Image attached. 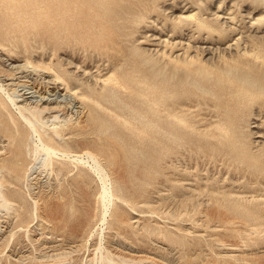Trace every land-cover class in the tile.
I'll list each match as a JSON object with an SVG mask.
<instances>
[{
    "label": "rangeland",
    "instance_id": "1",
    "mask_svg": "<svg viewBox=\"0 0 264 264\" xmlns=\"http://www.w3.org/2000/svg\"><path fill=\"white\" fill-rule=\"evenodd\" d=\"M256 43L264 46V0H0L2 83L18 100L34 101L39 95L65 100L67 108L57 120H78L80 127L65 129V145L55 146L91 149L116 192L98 251V231L90 235L100 223L97 177L83 174L71 184L79 170L70 165L72 171L60 175L68 192L52 199L60 202L53 211L64 210L67 219L47 220L43 204L54 171L43 164L44 153L35 151L26 127L18 122L19 136L16 127H9L12 136L0 142L5 148L0 158L13 156L16 172L8 173L2 160L0 169L12 181L3 184L14 190L23 208L9 227V211L0 209V264H264V195L259 182H248L250 171L255 174L263 164L264 105L256 96L264 99V75L256 62L240 56V50ZM186 53L195 61L177 64ZM109 59L117 61L114 72L124 82L139 73L151 83H168L164 89L173 94L187 124L159 126L166 117L159 118L144 102L158 86L132 83L123 89L98 80ZM63 70L75 74L80 87L103 85L107 96L100 100L113 111L80 103L53 83L58 73L64 78ZM229 77L242 78L243 87L228 85ZM250 86L253 100L241 94ZM89 96L101 98L99 93ZM184 101L192 105L183 106ZM87 105L96 112L91 124L85 122ZM6 108L14 114L7 103L0 107V118L9 119ZM217 111L233 118L228 126L237 137L235 147L202 134L206 123L212 127L221 118ZM223 145L231 149L230 166L206 156L205 149L214 155ZM248 162L250 169L241 170ZM66 200L73 202L71 217Z\"/></svg>",
    "mask_w": 264,
    "mask_h": 264
},
{
    "label": "bare ground",
    "instance_id": "2",
    "mask_svg": "<svg viewBox=\"0 0 264 264\" xmlns=\"http://www.w3.org/2000/svg\"><path fill=\"white\" fill-rule=\"evenodd\" d=\"M60 1H62V0H60ZM6 7L8 8L7 5H6ZM67 7H68V5H67ZM11 11H12V9H11ZM24 14H26V13H24ZM13 41H14V44H18V46H20L19 39L15 38ZM260 45H262V44L256 43V46H255V44H252L249 49L246 47L243 48L242 51L240 50V56L246 57V58L249 57L250 60L256 62L257 66L261 67L262 74L264 75V46H260ZM15 53H19V52L16 51ZM22 55H24V54H22ZM25 57H24V59H25ZM183 59L184 60L176 59L175 62L177 64L184 63L187 65L190 61H195L194 56H191L188 53L184 54ZM116 64H117V61L115 59H109V63L105 67V69H106L105 74L97 75L96 78L98 80H101V81L106 82V83L111 82V83H113V85H118L123 89H129L131 87L130 84H132V83L133 84L135 83L138 85H141L143 83L148 84L149 86L147 88H149V89H153L155 86L156 87L158 86L156 88V91L152 92L151 97L147 98L144 102L146 103V105L149 108L154 109V113L159 118L166 117L165 118L166 122L160 121L159 126L161 127L162 125H165L167 123H170V125L171 124L173 125L174 124L173 122H176L177 124H182V125L187 124L188 119L186 117L180 116V114L177 112L178 107L176 106L173 94L170 91H166L164 89L166 87V85H168V83H166L164 81H158V82L152 81V83H151L150 79L148 78V76L146 74L142 75L139 73L131 74L130 75L131 80L124 82V81H122L123 79L121 80V78L118 77L117 74L114 72V67L116 66ZM17 65H18V63H17ZM21 66H22V64H21ZM21 66H19V68H21ZM0 67H2V66H0ZM7 70H9V69H7ZM49 71L50 70H47V72H49ZM132 72H136V71H132ZM63 73L65 74L64 78H63V76L58 75L59 73L56 74V76L54 75L57 80L53 79V83H54V81H56L57 83L62 84L63 87L68 92H71L74 95L73 97L77 98V100L80 103L86 102L87 104H91V106H94V107L100 109L101 111H105L106 113L107 112L111 113L113 111L107 105L103 104L100 100L102 98L105 99V97L107 96V93L103 90L105 88L103 85H102V88L101 87L95 88V87H92L90 85L80 87L81 82L78 78H76L75 74H72L70 72L68 73L67 70H63ZM6 75H8V74H6ZM49 78H50V76H49ZM49 78H47V79H49ZM46 81H48V80H46ZM46 81H44V82H46ZM50 81H52V80H50ZM226 81H227L228 85H231L234 83L238 84L241 87H243V85H244V80L240 77L236 78V82H235V79L232 77H229ZM133 84H132V86H133ZM136 90L138 92H140L142 90V88L139 87V88H136ZM13 92H14V90H13ZM258 92H261V91H258ZM90 93H94V94L99 93L101 98L100 97L99 98L91 97V96H89ZM241 94L243 96L247 97L248 100H253L251 97L255 94V91L253 92V88L251 86L250 87H244L243 91H241ZM260 95H262V94L260 93L259 95L256 96V98L257 99L259 98V102L261 101V104L264 105V99H260V97H261ZM44 96L39 95L40 98L37 100H34V101L30 100L29 97L28 98H26V97L20 98L18 100V98H16L17 95L15 96L14 94L10 93L9 90L5 87V85L2 83V81L0 79V107L3 110L8 103L12 106L13 110L15 111L14 114H12L11 110L9 111L8 108H6L8 110L7 118H9V119L0 118V142H3V143H4V141L9 142V140H7V139H9L10 136H12L9 133V127H11V126L16 127V134H18V136H19V132H20L21 128H19L18 122H20V125L26 127V129L28 130L27 138L34 144L35 151H41L44 153V161H43L44 163L43 164L47 167V169L54 171V179L53 180L55 181L53 183V185L50 184L51 189H50V192L47 193V196H48L47 202L44 200L46 203L43 204V205H45L44 209L48 210L46 212L47 213L46 216H47V220H49V221L55 222V220L57 219V221L64 222L67 219L66 216L64 215V210H57L56 209L55 211H53L54 205L58 206L60 204V202H57V201L54 202V201H52V199H54V197H58L59 199H61V198L63 199L64 198L63 194H65V192H68V190H69L68 187H62V185H61V179H60L61 173L64 174V173H68V172L72 171L70 169V165H73V167H75L79 170L78 174L75 175V173H73L74 177H72V183L71 184L76 183L75 178L78 179V177H84V176H82L83 174H86L87 176L90 174H94L97 177V179L100 183V197H99L100 198L99 200L101 201L100 202L101 203V205H100L101 211H100V218H99L100 223L93 227V229L90 231V235L92 236V234L94 235L96 233V231H98L99 236H98V240L96 239L97 242H95L96 247L95 246L94 247H95V250H98V251L102 250L103 245H104V243L102 245V240L104 239L103 230L105 229V228H103V226H104V224H106L107 214L110 211L112 205L114 204V200H115L114 194L116 193V192L114 193V190L112 187L114 185L111 186V179L112 178L110 179L109 173H107V171H106L107 169L99 161V159L92 153L93 151L92 152L90 151L91 149L90 150H84L82 152H78L77 150H75V148H70L72 146H69L68 144H66V146L64 148H60V147L55 146L56 145L55 143H58L61 145V147H63V145H65V143H66V140L64 138V133H63L64 130L67 128H70V127L74 128L75 126L80 127V121L77 120V121L72 122L71 120H68V119L57 120V118H58L57 113L59 111L63 110L64 106L65 107L67 106L66 105L67 102L65 103L64 102L65 100L61 101L58 98H49V97H46V95H44ZM182 103H183L182 104L183 106L192 105V102L189 103L187 101H184ZM87 106H90V105H87ZM91 106L87 109L86 114H85V122L88 124L94 123L96 121V116H95L96 112L92 110ZM221 115H222L221 112H219V111L216 112V116L220 117ZM66 116H65V118H66ZM232 120H233V118H229V117L222 118V116H221V118H219L217 121H215L213 123L212 127H209L211 125V122L206 123L205 124L207 127V128L205 127V129H206L205 133L206 134H204V132H202V134L214 137L218 141V143H220V144H223L221 141L223 139H226L227 141H229V144L232 147H235L236 145H238L237 144V137L234 135H231V130L228 126V124L230 122H232ZM57 123H59V124H57ZM7 127H8V129L5 130ZM207 129H208V131H207ZM158 135H160V134H158ZM233 137L235 138V141L232 140ZM3 143H2V145H3V147H5ZM239 143H242V142L240 141ZM223 146H224V150L220 151L218 153H215L214 155L208 149H205L206 156L212 162H221L222 164H224L226 166H230L233 164V159L231 157H229L231 149L227 145H223ZM0 149L2 150L5 148L0 147ZM242 154H243L242 156L244 157L247 154V151L244 150ZM105 158H104V160H105ZM0 160H2L3 163H6V165L8 167L7 168L8 173L16 172V170H15L16 160L14 159L13 156H10V157L4 156V157H1ZM107 160H109V162H110V159H107ZM261 160H263V164L257 165L258 167L255 169V171H257V172H255V174H254L253 173L254 170L250 171V176H248V182H249V184L251 182H253V180H255L256 182H259V184L262 185V187H260L259 189L263 190V195H264V179L260 178V174H264V157ZM260 162H262V161H260ZM111 165H113V161H112ZM243 165H244V167H242L241 170L246 171V168L250 169L249 168L250 162H248L247 164H243ZM53 166H54V168H53ZM4 181H8L9 183H12V181L9 179V176L5 177V175L2 174L1 169H0V209L4 208L5 210L9 211V213L5 217L6 218L5 224H7V226L9 227L11 222H13V220L15 218H18L21 215L20 211L23 208V201L22 200L19 201L18 198H16L15 194H12V192H14V190L10 189L8 185H4L3 184ZM66 183H68V182H66ZM72 188L73 187H71L70 189H72ZM80 189H81V187H80ZM74 190H76V188H74ZM78 193H80V192H78ZM33 198H34V196H33ZM58 198L56 200H58ZM80 199H82V198H80ZM44 201L42 203H44ZM81 201H83V199ZM64 202L65 203L68 202L70 204L69 200H66ZM76 202H78V201H76ZM35 204H36V202L34 201V205ZM72 204H73V202H72ZM72 204H70V208L68 209L69 210L68 211L69 212L68 217L72 216V212H71L72 211ZM87 206H90V205L88 204ZM87 208H89V207H87ZM5 213H7V212H5ZM42 213L44 215V212H42ZM84 213H86V210ZM66 222H68V221H66ZM63 224L65 225V223H63ZM66 226L69 229L73 228L72 225H66ZM3 234H2V236H3ZM57 235H59V234H57ZM50 240H52V239H50ZM50 242L51 241H47V242H45V244L47 243V245H49L48 243H50ZM51 244L52 243H50V245ZM111 246H112V244H111ZM104 248H105V246H104ZM50 249H51V251L53 250L52 248H50ZM54 254H50L51 257H54V256H52ZM57 254H59V253H57ZM105 256H103V257H105ZM106 257H108V256H106ZM59 258L60 257H58L57 259H59ZM103 259H106V258H103ZM62 260H63V257H62ZM67 260L68 259H66V261ZM107 262H109V261L107 260ZM43 263L47 264L46 262H43ZM51 263L62 264V263H65V260L62 263L60 260H56L55 262L52 261V262H50V264ZM66 263L69 264V262H66ZM113 263H114V260H113ZM125 263H126V261H125ZM109 264H111V263H109Z\"/></svg>",
    "mask_w": 264,
    "mask_h": 264
}]
</instances>
